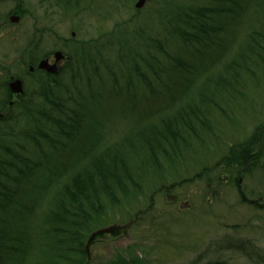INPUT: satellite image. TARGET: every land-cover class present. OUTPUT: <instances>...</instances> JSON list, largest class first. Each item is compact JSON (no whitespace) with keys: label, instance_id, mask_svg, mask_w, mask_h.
I'll return each instance as SVG.
<instances>
[{"label":"trees","instance_id":"16d2710c","mask_svg":"<svg viewBox=\"0 0 264 264\" xmlns=\"http://www.w3.org/2000/svg\"><path fill=\"white\" fill-rule=\"evenodd\" d=\"M161 5L157 20L165 23L156 28L141 25L93 45L63 46L68 61L57 75L37 79L35 94L24 90L12 99L9 88L4 89L0 264H85L89 234L115 208L137 203L164 185L167 173L180 175L182 162L204 146L218 115L245 100L243 87L264 72L263 29L251 31L236 49L235 31L222 34L226 27L219 24V0H163ZM212 48L223 54L221 60L206 52ZM97 78L108 81L118 100L131 102L138 80H144L138 85L149 96L155 95L150 81H158L160 93L169 99L179 82L185 98L175 106L170 102L136 133L101 146L93 142L97 136L86 135L95 126L89 109L100 101L93 92ZM84 141L86 147L66 164L72 144ZM248 147L231 150L229 164L245 171L257 166L259 156L246 152ZM243 244L238 241L236 248Z\"/></svg>","mask_w":264,"mask_h":264},{"label":"rangeland","instance_id":"374dc122","mask_svg":"<svg viewBox=\"0 0 264 264\" xmlns=\"http://www.w3.org/2000/svg\"><path fill=\"white\" fill-rule=\"evenodd\" d=\"M74 1L73 4V0H0V99L4 96L3 80L16 74L26 75L27 63L34 60L36 53L44 55L69 43L70 46L93 45L109 34L130 33L157 16L163 2L148 0L137 13L134 8L137 0ZM246 1L245 8L235 16L239 24L229 27L235 31L236 42L246 36V24L255 25L264 12V4L255 7L256 0ZM14 11L20 16L17 24L8 22ZM33 78L42 80V75L38 73ZM95 81L98 87L93 92L100 101L89 109L91 118L88 117L95 126H89L86 133L88 138L97 136L94 144L103 145L136 133L163 113L170 102L175 106L185 98L184 86L179 82L171 91V99L149 96L148 90L137 85L130 102L122 97L115 99L108 81L98 78ZM30 82L27 79L26 84ZM242 92L240 97L245 100L236 103L235 109H226L223 115H218L216 127L206 133L203 150L192 152L182 162L180 175L167 173L164 185L140 196L135 206L114 209L101 227L116 225L127 229L116 235H98L88 245L85 264H205L208 260L254 264V252L264 254V177L259 178L257 170L249 169L242 172L244 178L240 184L249 201L261 198L259 208L240 199L236 182L223 181L225 173L241 172V167L228 162L231 150L234 153L244 146L251 148L254 131H259L255 128L264 122V72L250 80ZM77 142L71 147L75 144L86 147V141ZM214 167L218 174L215 179ZM141 209L150 213L126 227ZM227 236L244 245L248 243L247 250L225 247Z\"/></svg>","mask_w":264,"mask_h":264},{"label":"bare ground","instance_id":"6f19581e","mask_svg":"<svg viewBox=\"0 0 264 264\" xmlns=\"http://www.w3.org/2000/svg\"><path fill=\"white\" fill-rule=\"evenodd\" d=\"M76 1H78V0H76ZM81 1L84 2L86 0H81ZM65 2H70V0H65ZM147 2H148V0H145V2L143 3V5L141 6V8L136 10L137 13L141 11V9L144 7V4H146ZM241 2L243 4H241ZM74 3H76V2L73 0V4ZM90 3H92V2H90ZM247 3H248V1H247ZM220 4H222V5H220ZM244 4H245V0H230V1H225L224 4L222 3L221 0H219V5H220L218 7V10H219V13H220V15H219V19H220L219 24L224 25L226 27V30L223 31V33H222L224 37H225V35H228L230 33V28L228 29V27L231 26L230 23L233 24V25L234 24L236 25V23L239 24V22L236 21L235 16H238L242 12V9L241 8H243V6H245ZM262 4H264V0H262L260 3H259V0H256L254 2V6L255 7L258 6V5L261 6ZM230 15H232V16H230ZM11 17H16V18H18V20L16 22H13V21L11 22V20H10ZM157 17L158 16L153 17L152 20H149L147 23H144L143 26H145V27L155 26L153 28H156V25L165 23L164 20L160 21V23H159V21L157 20ZM18 21H20V16H19L18 12L17 11L12 12L9 15V22L12 23V24H17ZM260 28H262L263 31H264V12L261 13L260 20L255 25H251V24H248V23L246 24V26L244 28V32H247V33H246V36L242 40L236 42L235 35H234V37H232L233 38L232 40H233V43H234L233 45L235 46V48L236 49L242 48L243 47L242 45L246 43V37H247V35L251 31H255V30L260 29ZM223 36H222V38H223ZM115 38L116 37L114 36V39ZM69 44H65V45H69ZM65 45H63V46H65ZM63 46H62V48H63ZM62 48L61 49H57V50L56 49H53L49 53H46L44 55H42V54L40 55V54H37L36 53L34 60L30 64L31 67H34V68H36V70H38V71H35L33 75H35V73L38 74L37 72H40L42 70L46 74H48V75H57L58 72H59V70L65 65L66 61H68V59H69V57L65 54V51ZM57 51H59L60 54H61L58 58L55 57V53ZM206 52H208V54H210L211 56H213V58H217V60H221L222 59L223 54L220 53L219 52V49H217V48L208 49V50H206ZM230 54H231L230 52H226L225 53L226 56H228ZM48 55H51V57H50L51 60H48V57L47 58L45 57V56H48ZM62 60H64V62H62L63 65L58 70V68H57L58 67V63H60ZM42 61H44L45 64H47L48 66L54 64L56 66V73H51L46 68H39V63L42 62ZM160 62L162 64V66H163V64L166 63L165 59L164 60H161ZM39 74H41V73H39ZM41 75H43V74H41ZM31 76L32 75H30L29 77H26L25 78L22 74L12 75L9 78L3 80V82L1 83V89L3 91L5 88L8 87L9 90H10V84H11V82L14 81V80H20L21 81V84H22V93H17V92L16 93H12L11 90H10V92L12 94L11 96H14L17 99L18 95H23L24 90L33 95V93L35 94L36 89H37L38 86H37V81L33 77H31ZM22 79H23V81H22ZM27 79H30L31 80L30 84H28V85L26 84ZM141 83H145L144 80H138L136 82V85L141 84ZM150 84L152 86L151 87L152 90L155 93V96H157V95L158 96H162V94L160 93V90H162L161 89V84H158V81H156V80L155 81L152 80V82L150 81ZM150 95L154 96L153 93H150ZM0 102H1V99H0ZM10 104H11V102H10ZM0 117H2V113H0ZM259 119H262V117H260ZM263 119H264V117H263ZM260 123L263 124L264 122H260ZM131 142L134 143V140L131 139ZM198 147H199V145H197V148ZM82 148H83L82 146H77V144H75L73 146V149L75 150V152H73L74 154L73 153H70L71 154L70 155V159L73 158L72 157L73 155L79 153ZM200 148L203 150V147L200 146L198 148V151H196L197 153H199V149ZM70 159L68 161L65 160L66 161L65 163L66 164L70 163L71 162ZM137 203H132L131 202V204H129L127 206L132 207V206H135ZM250 204H254V206H256L257 208H259L261 206V205L256 204V203H252V201H250ZM122 207H124V206H122ZM115 211L116 210H113V212L111 213V216L113 215V213ZM147 213H150V211L148 212V210H146V209L137 210L136 213H135V215H134V218L126 225V227H130L134 223H136L137 220L143 219L144 216ZM108 227H112V226H108ZM113 227H115V231L114 232H110L112 235L118 234L121 231V229L124 228V227L123 228H120L121 226H116V225H114ZM124 229H127V228H124ZM238 241L239 240L235 241L232 238V236L231 237L227 236V237H225V240H224V246L225 247H230V248H235L236 247L235 242L237 243ZM239 242L243 243L242 241H239ZM88 248H89L88 245H85V250H86L87 258H88ZM241 248H242L241 251L242 250H245L246 249V246L243 244L241 246ZM238 251H240V248L238 249ZM207 253L211 255L210 251H208Z\"/></svg>","mask_w":264,"mask_h":264},{"label":"flooded vegetation","instance_id":"af4514ba","mask_svg":"<svg viewBox=\"0 0 264 264\" xmlns=\"http://www.w3.org/2000/svg\"><path fill=\"white\" fill-rule=\"evenodd\" d=\"M72 36H74V35H72ZM45 57L46 58L48 57V60H51L50 59L51 55H48ZM62 62H64V60H62L60 63H58V67H57L58 70L63 65ZM35 71H38V70H36V68H34V67H30L29 71L27 72V76L33 75ZM39 73L44 74L45 72L42 70ZM22 81H23V79H22ZM256 135H258L257 136V146L255 148L254 153L257 156H259V159L257 161V169L260 172L264 173V126L261 128L259 127V131L258 130L256 131ZM245 151L248 152L249 150L247 149ZM243 175H242V172H240L238 170L237 171L233 170V174H225L224 182H231V181L236 182L237 186L239 187V184L242 183V180L244 178ZM256 204H261V203L256 202ZM261 256H262V254L258 253V259H260V260L256 259V261H254L253 263L254 264H263L264 260L263 261L261 260Z\"/></svg>","mask_w":264,"mask_h":264},{"label":"water","instance_id":"95a60500","mask_svg":"<svg viewBox=\"0 0 264 264\" xmlns=\"http://www.w3.org/2000/svg\"><path fill=\"white\" fill-rule=\"evenodd\" d=\"M145 2V0H137V2L135 3V7L137 9H140L141 6L143 5V3ZM11 22H16L18 20V18L16 17H11L10 18ZM60 52L57 51L55 53V57L58 58L60 56ZM39 68H46L48 71H50L51 73H56V66L53 64V65H47L45 64L44 61L40 62L39 63ZM10 90L12 93H22V84H21V81L20 80H14L11 82L10 84ZM115 231V227H106V228H102V229H99V230H96L94 232H92L87 240V245L89 244V242L96 236V235H100V234H103V233H108V232H114Z\"/></svg>","mask_w":264,"mask_h":264}]
</instances>
